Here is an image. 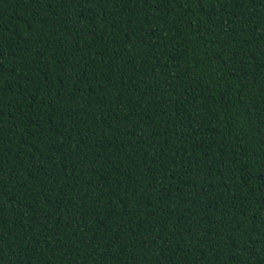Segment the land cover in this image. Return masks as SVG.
<instances>
[{"label":"trees","instance_id":"obj_1","mask_svg":"<svg viewBox=\"0 0 264 264\" xmlns=\"http://www.w3.org/2000/svg\"><path fill=\"white\" fill-rule=\"evenodd\" d=\"M0 264H264V0H0Z\"/></svg>","mask_w":264,"mask_h":264}]
</instances>
